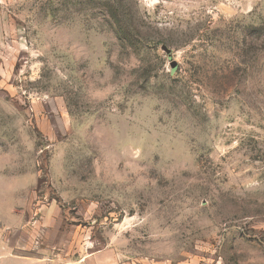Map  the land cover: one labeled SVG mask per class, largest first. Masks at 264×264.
Wrapping results in <instances>:
<instances>
[{
	"label": "rangeland",
	"instance_id": "rangeland-1",
	"mask_svg": "<svg viewBox=\"0 0 264 264\" xmlns=\"http://www.w3.org/2000/svg\"><path fill=\"white\" fill-rule=\"evenodd\" d=\"M0 264H264V0H0Z\"/></svg>",
	"mask_w": 264,
	"mask_h": 264
}]
</instances>
